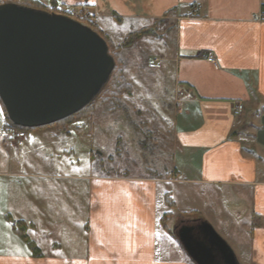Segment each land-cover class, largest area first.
Returning <instances> with one entry per match:
<instances>
[{"label": "crops", "instance_id": "0c3cea01", "mask_svg": "<svg viewBox=\"0 0 264 264\" xmlns=\"http://www.w3.org/2000/svg\"><path fill=\"white\" fill-rule=\"evenodd\" d=\"M33 1L47 11L89 6L99 13L102 34L122 26L170 25L173 36L165 46L175 107L169 127L175 163L168 176H155L152 168L143 176L77 175L71 148L65 147L72 130L67 128L78 123L79 130L100 128L103 134V121L96 127L94 117H80L9 140L0 102V264H195L166 224L176 212H193L196 220L213 226L238 264H264V0ZM208 52L216 65L206 61ZM179 91L184 94L177 107ZM40 139L54 153L34 164L29 150ZM53 157L60 162L49 163ZM185 185L202 191L201 199L185 195ZM223 193L239 197L243 210L233 215L225 210ZM73 208L85 218L77 235L66 239L69 252L45 253L34 237L41 232L38 220L53 227L50 220ZM8 217L28 225L40 257L16 235ZM223 219L231 228L221 224Z\"/></svg>", "mask_w": 264, "mask_h": 264}, {"label": "rangeland", "instance_id": "374dc122", "mask_svg": "<svg viewBox=\"0 0 264 264\" xmlns=\"http://www.w3.org/2000/svg\"><path fill=\"white\" fill-rule=\"evenodd\" d=\"M25 1L0 0L2 3L14 2L15 4H24ZM97 25L98 22L90 27L92 30H96L98 29ZM169 29L170 25L165 22L160 25L153 23L131 28L115 27V31L110 34L101 33L110 43V51L115 57V59L113 58L115 65L119 68L124 82L130 90L128 93L119 89L120 94L115 96V91L106 84L100 95L93 101L92 112L88 117H94L92 123L96 127L100 125V122L101 125L104 122L103 134L100 132V128L98 131L97 128H93L92 131L90 127L79 130L78 123L73 124L74 128H67V130L72 129L65 147L71 148L70 160L73 164V173L77 175H87L90 172L95 175L126 173L143 176L149 173L146 168H152L157 175L164 172L168 176L171 163L172 165L175 163L171 144L173 132L169 129L172 127L175 117V107L172 80L166 61L167 46H165L173 36ZM138 32L141 34L139 38L133 39L130 46H124L125 39ZM162 33L167 34L164 35L165 40L161 43L159 38ZM111 107L113 111L108 110ZM78 118L80 117H71L69 120ZM9 125L7 122V126ZM29 130L31 129L26 131ZM116 142L117 149L115 150ZM29 152L31 154L28 159L34 164L45 160V153H54L50 147L44 145L42 139L36 140ZM90 159L92 160L90 161ZM48 162L59 163L60 160L58 157H53ZM182 176L186 177L183 174ZM182 187L185 190L182 191L185 195L190 194L193 198L198 196V199H201L202 191H199L197 187H190V185ZM224 195L231 196L226 198ZM220 200L225 210L232 215L243 210L244 203L239 200V197L223 193ZM207 205L205 203L203 208L201 206L203 215H208ZM186 206H190V204H186ZM168 216L166 224L176 240L174 228L191 226L190 222L198 218L197 214H189V212L170 213ZM84 218L83 211L80 216L78 213H74L73 208V211H66V216L50 220L51 224H55L53 227H44L41 224L45 220H38L41 232L34 237L43 246L45 253L53 252L63 255L69 252L65 244L68 245V240L77 235V225L84 224ZM196 221L199 223L201 220ZM239 223L237 220L233 225L238 228L240 227ZM221 224L231 228V225L225 223L224 219ZM213 229L217 232L214 227ZM67 238L69 239L66 240ZM54 243L57 246L53 247Z\"/></svg>", "mask_w": 264, "mask_h": 264}, {"label": "water", "instance_id": "95a60500", "mask_svg": "<svg viewBox=\"0 0 264 264\" xmlns=\"http://www.w3.org/2000/svg\"><path fill=\"white\" fill-rule=\"evenodd\" d=\"M115 67L105 40L67 17L0 4V102L16 127L55 124L93 102ZM195 264H238L210 224L176 229Z\"/></svg>", "mask_w": 264, "mask_h": 264}, {"label": "trees", "instance_id": "16d2710c", "mask_svg": "<svg viewBox=\"0 0 264 264\" xmlns=\"http://www.w3.org/2000/svg\"><path fill=\"white\" fill-rule=\"evenodd\" d=\"M1 3L2 2H0V4ZM17 5H21V6H25V7H30V8L37 9V10H44V8H42L38 2L33 1V0H26L24 4H17ZM94 31L97 34H99L105 40V42H106V44H107V46L109 48V54L115 59V57L112 55V53L110 51V46H109L110 43L107 41V39L105 37H103L101 35V33L98 31V29H96V30L94 29ZM140 35H141L140 32H138L136 34H133V35L128 36L125 39L124 46H130L131 43H132V41H133V39H135L137 37L139 38ZM107 85L111 86L112 90L115 91V94H114L115 96L120 94L119 89L125 90L128 93H129V90H130L129 89V86L124 82V79L122 77V74H121L119 68L116 67V65H115V67H114V69L112 71V74H111V76L109 78V81H108ZM115 102L117 103V101H115ZM92 103L93 102H91L89 105H87L85 108H83L81 111H79L78 113L74 114L73 116H70V117H68V118H66V119H64L62 121L57 122V123H62V122L68 121L71 117H76V116H78V117H88V115H90L91 112H92V108H91ZM2 108H3V106H2ZM112 109L113 108L111 107L108 110L113 111ZM3 112H4V115L6 117L7 122L11 126H13L16 129L23 130V131L28 130L26 128L16 127L13 124H11V122L7 118V115H6V112H5L4 108H3ZM154 175L155 176H159L157 174H154ZM167 203H168L169 207L173 208V206H174L173 203L168 202V200H167ZM190 213H193V212H190ZM165 219H166V217H165ZM8 220H9V222L11 224V227H12L13 231L27 245V247L29 248V250L31 251V253L34 256H36V257H40L41 256V251L39 250V248L37 247V245L27 235V227H28V225L25 222L21 221V220H13L10 217H8ZM163 220H164V216H163Z\"/></svg>", "mask_w": 264, "mask_h": 264}, {"label": "built area", "instance_id": "2783aa9c", "mask_svg": "<svg viewBox=\"0 0 264 264\" xmlns=\"http://www.w3.org/2000/svg\"><path fill=\"white\" fill-rule=\"evenodd\" d=\"M51 10L55 14L65 16L75 22H78L88 27L96 25V23L99 21V13L95 9L84 5L70 7L58 6L57 8H51ZM205 59L207 62L216 65V60L211 52H208L206 54ZM183 94V91H179L177 93V97L175 98V103L177 107H179L181 103V98L183 97ZM235 110L240 113L242 110V106L237 105L235 107ZM3 134L9 140L21 139L25 136V133L23 131L18 130L10 125L5 128Z\"/></svg>", "mask_w": 264, "mask_h": 264}, {"label": "flooded vegetation", "instance_id": "af4514ba", "mask_svg": "<svg viewBox=\"0 0 264 264\" xmlns=\"http://www.w3.org/2000/svg\"><path fill=\"white\" fill-rule=\"evenodd\" d=\"M190 224L192 225H194V226H196L197 224H196V222L194 223L193 221L192 222H190ZM180 227V226H179ZM177 228V227H176ZM178 229V228H177ZM219 264H223L222 262H219Z\"/></svg>", "mask_w": 264, "mask_h": 264}]
</instances>
